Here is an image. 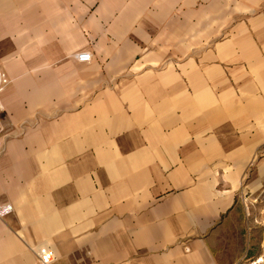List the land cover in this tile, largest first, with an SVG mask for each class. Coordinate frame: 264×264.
<instances>
[{
	"label": "crops",
	"instance_id": "crops-1",
	"mask_svg": "<svg viewBox=\"0 0 264 264\" xmlns=\"http://www.w3.org/2000/svg\"><path fill=\"white\" fill-rule=\"evenodd\" d=\"M1 4L0 264L264 251V0Z\"/></svg>",
	"mask_w": 264,
	"mask_h": 264
},
{
	"label": "built area",
	"instance_id": "built-area-1",
	"mask_svg": "<svg viewBox=\"0 0 264 264\" xmlns=\"http://www.w3.org/2000/svg\"><path fill=\"white\" fill-rule=\"evenodd\" d=\"M76 57L81 61H89L92 58L89 50H80L76 53ZM7 76L0 70V91L2 90L4 83L7 82ZM11 209L10 204H0V215ZM37 254L43 264H51L55 259L54 250L48 246H40L37 249ZM241 264H264V251L254 256L246 257Z\"/></svg>",
	"mask_w": 264,
	"mask_h": 264
},
{
	"label": "rangeland",
	"instance_id": "rangeland-1",
	"mask_svg": "<svg viewBox=\"0 0 264 264\" xmlns=\"http://www.w3.org/2000/svg\"><path fill=\"white\" fill-rule=\"evenodd\" d=\"M0 8H3V5H2V4L0 5ZM0 11H1V10H0ZM86 50H87V49H86ZM91 55H92V53H91ZM75 56H76V54H75Z\"/></svg>",
	"mask_w": 264,
	"mask_h": 264
}]
</instances>
